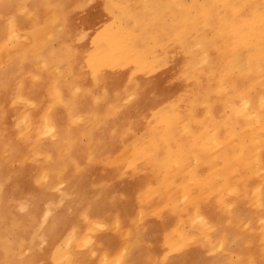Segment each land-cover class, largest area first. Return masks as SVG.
I'll return each instance as SVG.
<instances>
[{
	"label": "rangeland",
	"instance_id": "1",
	"mask_svg": "<svg viewBox=\"0 0 264 264\" xmlns=\"http://www.w3.org/2000/svg\"><path fill=\"white\" fill-rule=\"evenodd\" d=\"M10 1L0 0V6L6 3L4 7L0 8V46L4 48L0 50V53L7 48L9 56L12 52L19 56L16 62L15 58L12 59L19 65L20 74L18 75L19 71L16 68L17 76L13 78L9 89L0 93V110L4 108L0 122V132H3L0 163L9 162V165L3 166L2 179L7 178L3 179L4 186H0L3 191L14 190L17 186L14 181L20 182L18 178L21 176H16L19 168H27V171L22 173L23 177L33 180V173L28 168L36 165L38 172L45 169L48 166L47 163L52 166L53 171L63 175L59 177L61 180L56 184V194H61L67 187L69 175L76 179L80 172L81 177L89 182L90 186L87 188L90 190L97 191L99 188L110 187L122 190L119 186L124 185L125 180L141 173L140 169H135L140 160L132 155L133 145L130 142L149 136V132L145 128V120L151 115L159 122L166 123L167 118L171 117V112L168 110L171 101L179 102L180 110L184 113H191V109H195L196 118L200 119L202 123L209 121L208 107L211 106V103L216 102L213 109L217 114L216 121L226 118L230 114L237 116L242 122L237 126L239 131L252 124L251 117L243 113L244 97L254 101V109L260 111L264 117V105L260 102L261 98H264V68L257 69L256 67L254 69V66H250L249 62L250 56L258 55L264 63V0H257L246 10L249 12L247 17L250 20L246 29L254 33L256 45L246 46L242 42L236 48L219 34L217 26L214 25L219 21V14L209 0H180L181 4L174 0H164L167 7L158 13L157 17H154L151 10L144 7L143 0H14L13 3ZM121 1L132 9L134 12L132 14L135 17H143L149 23L151 21L153 23L139 29L141 38L144 39V45L141 49L137 48V53L133 56H123L125 47L115 49L110 42L112 34L108 28L111 31L121 28L129 33L131 30H135V20L123 17L122 7L118 5ZM222 6H218L220 11ZM53 10L58 14L57 18L60 21L54 22L52 19V15L55 13ZM205 12L209 13L210 24H205L202 17L198 18L200 15H205ZM240 12L243 14L244 11L241 9ZM232 17L233 21L240 20L239 15L234 14ZM13 20H16L21 33H29L31 37L17 36L13 32ZM51 32H55L54 35H51ZM201 40L212 42V45L207 49ZM40 41L42 44H39ZM74 47L77 52L74 51ZM236 49L237 55L230 56L231 52ZM62 55H66L67 59H73V71L68 69L65 74L61 73V62L59 65L57 63L61 61L59 56ZM42 60H47L50 65L44 67ZM189 63L193 64L192 68ZM10 67L9 63L5 64L0 61V75L3 76ZM74 74L77 79L81 78L82 85L75 89V93L88 91L91 104L103 107L104 112H107V115L116 122L101 127L94 120L96 114H89V117L81 115L82 119H77L70 111H67L68 108L64 103H62L63 107H57V104L52 103L50 106L64 114L59 126L49 132L48 128L43 126L42 121H37L29 129L31 132H26L21 125L20 114L27 110L44 114L50 107L47 106L50 104L51 95H53V91L50 92V87L60 82L61 77L68 88L64 89L65 94H73ZM22 76L24 77L21 78ZM118 76L121 78L114 86H111V83L114 82L113 78L116 79ZM222 82L236 85L240 93L236 97L228 96L220 87ZM36 89H39L38 94ZM32 90H34L33 93H31ZM22 94L24 98L34 96L36 103L29 104L32 101L28 103L27 98L26 101L23 100ZM37 96L40 98H35ZM46 101L47 106L45 105ZM136 101L141 107L140 113L131 110L124 111L127 114L125 124H118L120 115L117 110L119 107H129ZM135 114H138V117L133 116ZM181 114L183 118L179 120L176 129L177 133L186 139L185 134L180 130L187 120L185 115ZM210 124L208 123V125ZM64 127L67 133H77L78 144L75 153L78 155V160L72 167L63 165L61 170H57L53 165L56 161L51 159L50 153H45L43 150H38L37 154L34 153V158H31L32 149H29L26 155L30 159L21 153L16 159H11L10 144L20 146L23 151V148H29L28 140L35 135L40 137V134L44 141L57 142L59 140L62 143L61 147L51 151L54 154L61 152L65 157L70 153L69 141H72V137L67 136L66 133L60 134L59 130ZM255 129L264 133V124ZM91 133H95V135L104 133L115 143V149L103 156L92 153L96 139L91 136ZM244 141L246 144L250 143V137L245 135ZM123 171L125 175H123ZM243 172L246 176L250 170L248 168ZM242 175L233 174L230 176L235 186L242 183L238 178ZM54 178L51 175L47 184L55 183L59 179L56 178L54 182ZM38 179L37 186L28 183L29 187L33 189L44 187L40 178ZM97 179L100 183L91 186V183ZM35 184L36 182L33 180V185ZM106 195H112L113 198L115 193L111 194V191H107ZM118 196L120 199L122 198L121 194ZM227 196L224 190L217 189L211 192L210 199ZM229 196V199L237 201L234 195ZM245 199L249 200L248 197ZM56 202L60 203L58 200ZM219 202L223 209V202ZM128 203L129 200L124 197L122 199L123 207H126ZM246 205L249 209L258 212L264 208V205L255 206L250 202ZM61 206L62 204L59 207ZM88 209L89 205L83 204L76 213L82 235L89 231L88 222L83 215V212ZM112 213L115 214L111 216ZM112 213L108 218L111 219L109 220L111 229L114 227V219L117 214L116 212ZM230 220H232V216L231 218L225 217L226 224H229ZM247 223L249 224L244 227L243 231L248 232L249 228H252L251 225H254L257 227L251 236L252 239L261 236L263 230L258 226L257 220H249ZM70 231L72 229L68 227L63 235L51 238V243L43 238H33L29 232H24L21 243L15 247V261L33 264L34 260H29L33 256L38 254V258H40L41 255L48 256L50 252L52 258L48 264H65L64 261L57 262L58 259L53 258V254L58 252L59 247L65 251ZM123 231L124 229L117 230L114 237L107 233L110 236H107L106 239L113 240L116 244L115 247L117 244L121 245V243H125ZM149 231L155 233V230ZM135 235L132 234L131 243L139 241ZM247 237L250 238L248 233ZM5 239L6 241L11 240L12 243L14 241L13 235L6 236ZM110 242L102 245L103 242H100L97 235L94 246H84L79 243V246L87 252L84 264H106L101 257L104 250L111 252L112 249H115ZM194 243L193 246H201L197 242ZM217 248L210 250V255L220 258L225 264L246 262L245 252L242 258L234 251V248H227L225 245L221 250H217ZM241 248L242 251L246 250L247 245L243 243ZM254 248L257 264H261L260 257L261 255L264 257V243L254 244ZM95 252L98 254L95 255ZM156 257L160 258L159 255ZM146 262L148 261L142 260L134 264H146ZM4 263L9 264L10 261L6 250L0 249V264Z\"/></svg>",
	"mask_w": 264,
	"mask_h": 264
},
{
	"label": "bare ground",
	"instance_id": "2",
	"mask_svg": "<svg viewBox=\"0 0 264 264\" xmlns=\"http://www.w3.org/2000/svg\"><path fill=\"white\" fill-rule=\"evenodd\" d=\"M13 1L10 2L13 3ZM174 1L181 4L180 0ZM209 1L219 14V21L214 25L217 26L221 36L232 43L234 48L242 42L246 46L256 45L254 33L246 29L250 21L247 17L249 12L246 10L257 0ZM5 4L1 5L0 8L4 7ZM143 4L145 8L151 10L154 17H157L158 13L167 7L164 0H143ZM118 5L122 7L123 17L135 20V30H131L129 33L121 28L115 31L108 28L112 34L110 42L115 49L125 47L123 56H133L137 53L136 49H141L144 45V39L141 38L139 29L153 23L152 21L149 23L143 17H135L132 9L128 8L122 1ZM219 5H223L221 11L218 9ZM241 9L244 11L243 14L240 12ZM234 14L239 15L240 20L233 21L232 16ZM57 16L55 11L52 15L54 22L60 21ZM201 17L205 24H210L208 12L198 18ZM229 26L233 27L230 28ZM12 28L17 36L31 37L29 33H21L18 30L16 20H13ZM254 29L256 30V28ZM54 33L51 32V35ZM201 43L207 49L212 45V42L206 40H201ZM39 44H42V41ZM1 49L4 48L0 46ZM73 49L77 52L75 47ZM235 55H237V49L230 54L232 57ZM11 56H9L7 48L0 53V61L11 65L3 76L0 75V93L9 89L13 78L17 76L16 68L19 71L18 75L20 74L19 65L14 63L12 59L15 58L16 62L19 56H16L15 52H12ZM59 58L61 61L57 64L59 65L61 62V73L65 74L68 69L73 71V59H67L66 55L59 56ZM41 62L44 67L50 65L47 60ZM249 62L250 66H254V69L256 67L257 69L264 68V63L258 55L250 56ZM189 65L192 68L193 64L189 63ZM120 78V76L116 79L113 78L114 82L111 83V86H114ZM80 81L81 78L78 77L77 79L74 74L73 94L66 95L64 89H68L67 84L61 77L60 82L50 87V92L53 91V95H51L50 104L47 106L46 101L45 105L49 107L55 103L57 107H61L64 103L68 108L67 111H70L77 119H82L81 115L89 117V114H96L94 120L101 127L115 123L116 121L112 120L107 112H104L103 107L91 104L88 91L75 93V89L82 86ZM220 87L230 97H236L240 93L236 85L233 84L222 82ZM33 92L34 90L31 91V93ZM36 92L38 94L39 89H36ZM33 97L24 98L23 94L21 95L23 100L28 99V103L32 101L29 103L32 105L36 103ZM35 98H40V96ZM260 102L264 105V98H261ZM215 103H211V106L208 107L209 121L205 123L196 118L195 109H191V113L181 111L180 103L177 101L169 102L168 110L171 112V117L167 118L166 123L159 122L152 115L147 118L145 128L148 130L149 136L130 142L133 145L132 155L140 160L135 169H140L141 173L137 174L139 177L135 175L125 180L124 185L119 186L122 189L120 191L114 187L99 188L97 191L90 190L87 188L90 186L89 182L81 177L80 172L76 179L69 175L67 187L61 194H56V184L61 180L59 177L63 175L53 171L54 169L49 163L45 169L38 172L36 165L28 168L33 173L32 178L36 182L35 185H33V180L23 177L22 173H25L27 168H19L16 176H21L18 178L20 182L14 181L17 184L14 190L6 192L0 187V192H2L0 193V249L6 250L9 264H29V262L15 261V247L21 243L24 232H29L33 238H43L50 241L56 235H63L68 227L72 231L68 234L65 251L59 247L58 252L53 254V258L58 259L57 262L64 261L65 264H84L87 252L79 246V243L84 246H94L97 235L100 242H103L102 245L111 241L110 244L115 247L116 244L113 240L106 239L107 236H110L107 233L114 237L117 230L123 229L125 243L117 244L111 252L103 251L101 258L106 264H134L142 260L144 262L147 260L146 264H225L220 258L210 255V250H215L217 247V250H221L224 245L227 248H234V251L242 258L245 252L246 262H241V264H257L254 244L264 243V208L258 212L249 209L246 204L250 202L255 206L264 205V133L255 129L264 124V117L260 111L254 109V101L244 97L243 113L251 117L252 124L239 131L237 126L242 122L237 116L230 114L226 118L216 121L217 114L213 110L216 106ZM2 109L4 110V108ZM140 109L137 101L129 107H119L117 112L120 117L117 123L125 124L127 114L124 111L131 110L140 113ZM3 110H0V122L2 121ZM58 111L60 110L53 106L47 108L44 114L43 112L34 113L30 110L24 111L20 114L21 125L26 132H31L29 131L31 126L35 125L37 121H42L43 126L47 127L49 132L53 131L62 122L64 116ZM181 113L185 115L187 120L180 130L185 134L186 139L179 135L176 129L179 120L183 118ZM133 116L138 117V114ZM208 123L211 124L208 125ZM59 131L60 134L66 133L67 136L72 137V141H69L70 153L65 157L61 152L54 154L51 151L61 147L62 143L59 140L57 142L44 141L40 134V137L35 135L28 140L29 148H26L27 151L23 147L22 151L20 146L10 144L11 159H16L19 153L30 159L26 155L29 149H32L31 158H34V153L37 154L38 150H43L45 153H50L51 159L56 161L53 165L57 170H61L63 165L72 167L78 160V155L75 153L78 144L77 133H67L65 127ZM245 135L250 137V143L246 144L244 141ZM91 136L96 139L92 153L103 156L115 149V143L104 133L99 135L91 133ZM2 140L3 132H0V145ZM5 146L8 147L6 144ZM7 164L9 165L8 161L0 163V186H4L3 179H7H2L3 166H7ZM248 168L250 173L244 176L243 171ZM122 173L125 175L124 171ZM233 174H243L242 177H238L242 181L240 185L235 186L232 183L230 176ZM51 175L55 177L54 182L56 178L59 179L55 183L49 182L47 184ZM38 178H40L43 186L48 189L29 187V184L37 186ZM98 183L100 181L97 179L91 183V186ZM217 189L224 190L228 196L210 199L211 192ZM107 191H111V194L115 193L113 198L112 195H106ZM118 194L122 195L121 199ZM229 195H234L237 201L229 199ZM124 197L129 200L126 207L122 205ZM247 197L249 200L245 199ZM57 200L60 203L57 204ZM219 201L223 202V209ZM238 202L246 204L242 205ZM61 204L62 206L59 207ZM83 204L89 205V209L83 212L88 222L89 231L82 235L76 213ZM19 209H21L20 213ZM112 212L117 214L114 219V227L111 229L109 221L111 219L108 218L115 214ZM110 213H112L111 216H109ZM226 216L230 218L232 216L229 224L225 223ZM249 220L258 221V226L263 230L261 236L252 239L251 236L257 227L254 225H251L252 228H249L248 232L243 231L244 227L249 224L247 223ZM149 230H155V233ZM247 233L250 238L247 237ZM132 234H136L135 236L139 241L131 243ZM10 235L14 237L13 243L11 240L6 241L5 239L6 236ZM194 242L201 246H193ZM243 243L247 245V249L242 251ZM97 254L98 252H95V255ZM156 255H159L160 258H157ZM51 258L52 254L49 252L48 256L41 255L38 258V254H36L29 260H34L35 263L33 264H48ZM260 261L261 264H264L262 255Z\"/></svg>",
	"mask_w": 264,
	"mask_h": 264
}]
</instances>
